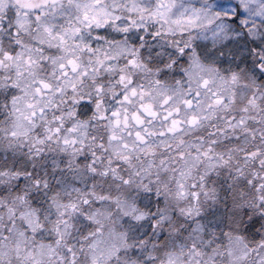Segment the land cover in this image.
<instances>
[{
    "label": "snow or ice",
    "instance_id": "1",
    "mask_svg": "<svg viewBox=\"0 0 264 264\" xmlns=\"http://www.w3.org/2000/svg\"><path fill=\"white\" fill-rule=\"evenodd\" d=\"M0 264H264V0H0Z\"/></svg>",
    "mask_w": 264,
    "mask_h": 264
}]
</instances>
